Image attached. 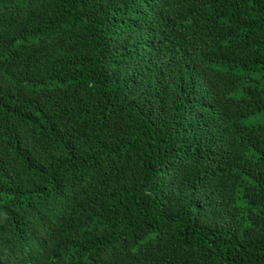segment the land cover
<instances>
[{"label": "trees", "instance_id": "1", "mask_svg": "<svg viewBox=\"0 0 264 264\" xmlns=\"http://www.w3.org/2000/svg\"><path fill=\"white\" fill-rule=\"evenodd\" d=\"M0 264H264V0H0Z\"/></svg>", "mask_w": 264, "mask_h": 264}]
</instances>
